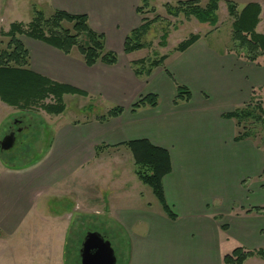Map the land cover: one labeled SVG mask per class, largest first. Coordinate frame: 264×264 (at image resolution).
Segmentation results:
<instances>
[{"label": "crops", "instance_id": "crops-1", "mask_svg": "<svg viewBox=\"0 0 264 264\" xmlns=\"http://www.w3.org/2000/svg\"><path fill=\"white\" fill-rule=\"evenodd\" d=\"M230 1L239 10L258 3L255 31L264 34V0ZM49 4L52 9L85 14L89 27L102 33L106 50L114 52L117 61L97 60L88 66L76 49L65 54L19 35L29 53L30 69L84 91L99 104L105 100L123 110L105 120L94 114L58 123L44 152L24 166H6L0 160V231L10 235L22 223H50L63 238L65 258L74 222L96 214L126 230L128 264H223V255L237 246H264L263 152L251 139L235 141L234 121L223 117L264 94V60L257 64L239 57L231 50V37L220 48L205 38L209 31H197L199 37L185 50L169 49L148 76H137L130 63L142 48L125 53L123 43L141 24L136 11L140 0H49ZM177 84L190 90L188 101L173 103ZM146 94L157 95L156 106L131 111V105ZM140 138L169 153L171 171L162 185L175 218L164 211L165 215L142 214L139 209L128 213L108 199L103 210L94 206L101 196L97 188H110L114 195L136 194L125 188L124 168L114 165L124 157L133 160L123 143ZM116 169L121 179L111 183L108 172ZM134 169L133 161L135 174ZM246 178H254L253 185H246ZM242 195L249 198L238 207L235 202ZM52 196L71 206L47 214L45 203ZM242 264H264V259L254 255Z\"/></svg>", "mask_w": 264, "mask_h": 264}, {"label": "trees", "instance_id": "trees-1", "mask_svg": "<svg viewBox=\"0 0 264 264\" xmlns=\"http://www.w3.org/2000/svg\"><path fill=\"white\" fill-rule=\"evenodd\" d=\"M151 0H140L136 11L144 15L154 12ZM200 0H177L175 3H165L164 7L171 15L183 13L186 17L193 15L200 22H208L214 25L217 21L216 10L219 0H207L204 6ZM228 15L232 17L231 22V50L239 57L259 63L264 60V34L255 31L259 19L260 5L256 2L247 3L242 9L230 1H226ZM155 15L153 20L158 17ZM151 19L141 18L138 28L131 31L124 39L123 51L130 53L134 50L150 47L149 43L141 41L147 32ZM69 24L70 26H65ZM1 35L8 38L6 47L0 49V101L19 108H26L30 104L40 105L49 113L60 114L66 106L62 100L63 94H80L86 96L84 91L73 86L53 81L43 75L37 74L29 67V53L17 35H24L41 40L56 47L65 54L76 49L82 56L86 65L91 66L97 60L107 64H114L117 56L114 52L106 50L102 33L92 30L85 14H71L61 9H53L49 16L43 11L33 9L32 17L28 22L14 21L9 25L8 30L1 31ZM198 34H189L187 38L177 44L174 50L183 51L190 46ZM131 61V68L137 76H148L152 69L163 63L166 55H155ZM50 103H44L49 98ZM191 97L190 90L182 85H176V92L173 103L188 101ZM157 104L156 94L140 96L131 105V111L139 107ZM121 106H114L105 113L97 116L98 120H105L117 116L122 112ZM223 117L232 119L236 127L235 141L243 139L253 140L254 135L248 122L264 124V106L260 103L253 104V100L224 113ZM264 141V140H263ZM130 150L134 165L135 174L140 181L148 185L154 196L159 201L163 211L170 217L175 218L174 212L166 203L163 191V177L171 171V160L168 151L160 146L151 143L148 139L140 138L129 140L123 143ZM261 148L264 156V148ZM261 176H264V157ZM254 210H260L254 208ZM222 227H225L222 225ZM258 256L264 259V246L258 249H248L237 246L225 253L222 257L223 264H242L251 256Z\"/></svg>", "mask_w": 264, "mask_h": 264}, {"label": "rangeland", "instance_id": "rangeland-1", "mask_svg": "<svg viewBox=\"0 0 264 264\" xmlns=\"http://www.w3.org/2000/svg\"><path fill=\"white\" fill-rule=\"evenodd\" d=\"M176 1L169 0L170 3H175ZM206 2L207 0L199 1L201 6H204ZM165 3L167 2L163 3L162 0H151L150 4L154 7L155 11L144 15L140 14L141 18L147 17L148 20L151 19L149 28L141 39V41L149 43L150 47H145L135 52L132 55L133 60L154 56L153 54L157 56L165 55L166 51L171 50L173 47L175 48L189 34H195L197 31L201 34L209 31L205 38L210 44L220 48H223L222 46L230 38L229 31L231 29L232 17L228 15L226 1L218 2L216 10L217 21L214 25L208 22H200L193 15L187 17L183 13L171 15L167 12L166 7H164ZM34 8L42 10L46 17L53 10L49 4V0H0V49L6 47L8 41L7 37L1 35V31L8 30L11 22H28L32 17ZM155 15H158V18L154 21L153 17ZM65 26L70 25L65 24ZM17 36L20 38L21 35ZM64 95H62V100L66 108L60 114L49 113L37 104H30L26 108H19L0 101V139L3 137L8 125L14 120H18L22 127L20 132L15 135L16 138L13 146L7 150L0 151V160L3 164L21 167L35 161L48 146L53 136V128L58 123L73 119L82 120L94 114L105 113L109 108L118 106L105 100H102L99 104L98 101H94V99H90L84 95L80 96V94ZM50 101L52 102L49 97L44 99L43 102L50 103ZM256 103L264 106V94L258 93L253 98V104ZM247 124L254 135L253 141L264 148V124L251 121ZM122 161L114 165V167L120 166L124 168L126 173L123 179L125 188L128 187L130 191L136 194L125 196L123 192L120 195H114L111 194L112 189L110 188H97V192L101 196L99 197V202L96 205L94 204V206L103 210L104 201L108 199L115 208L122 209L128 213H136L139 209L142 214H152L155 212L156 214L161 213L165 215L151 188L140 182L133 173L132 158L128 160L127 157H124ZM119 170L116 169L112 173L108 172L113 179V181L110 179L111 183H115L117 180V183H119L121 179ZM131 177L133 180L129 181L128 178ZM253 179L246 178L245 184L248 186L253 185ZM248 198L244 195L238 197L235 205L240 207ZM45 204L48 211L47 214L57 213L71 206L69 201L63 200L61 202L53 198V196ZM213 206H218L217 200H213ZM130 209H134V211H130ZM104 219L106 218L92 214L88 218H80L79 223L74 222L76 225L73 224V228H71L67 236L65 258L62 256L63 238H60L57 229L50 223L43 222L38 226L22 223V226L18 227L10 235H4L0 231V238H2L0 239V264H75L74 259L76 258L78 246L86 231H98L101 233L114 249L116 264H128L127 255L130 241L128 234L125 232L126 230L123 232L118 226Z\"/></svg>", "mask_w": 264, "mask_h": 264}, {"label": "water", "instance_id": "water-1", "mask_svg": "<svg viewBox=\"0 0 264 264\" xmlns=\"http://www.w3.org/2000/svg\"><path fill=\"white\" fill-rule=\"evenodd\" d=\"M15 142L14 133L0 139V151L7 150ZM78 254L80 264H116V256L111 243L98 231H86L81 239Z\"/></svg>", "mask_w": 264, "mask_h": 264}, {"label": "flooded vegetation", "instance_id": "flooded-vegetation-1", "mask_svg": "<svg viewBox=\"0 0 264 264\" xmlns=\"http://www.w3.org/2000/svg\"><path fill=\"white\" fill-rule=\"evenodd\" d=\"M21 129H22V127H21V124L19 123V121L18 120H14L13 122H11V124L8 125V127H7L6 131L4 132L3 136L7 135V134H10L12 132L14 133V136H15L17 133L20 132ZM74 262H75V264H80V257H79L78 251H77V254H76V258L74 259Z\"/></svg>", "mask_w": 264, "mask_h": 264}]
</instances>
